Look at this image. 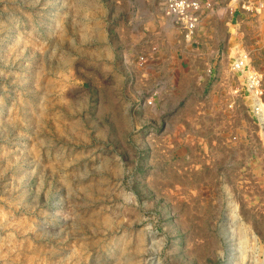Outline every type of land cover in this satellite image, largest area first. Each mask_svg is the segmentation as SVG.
I'll return each mask as SVG.
<instances>
[{
    "label": "rangeland",
    "instance_id": "obj_1",
    "mask_svg": "<svg viewBox=\"0 0 264 264\" xmlns=\"http://www.w3.org/2000/svg\"><path fill=\"white\" fill-rule=\"evenodd\" d=\"M165 1L0 0V264H264V9Z\"/></svg>",
    "mask_w": 264,
    "mask_h": 264
},
{
    "label": "built area",
    "instance_id": "obj_2",
    "mask_svg": "<svg viewBox=\"0 0 264 264\" xmlns=\"http://www.w3.org/2000/svg\"><path fill=\"white\" fill-rule=\"evenodd\" d=\"M228 8L231 12L239 11L247 14L260 13L264 9V0H229ZM216 9V0H166L165 15L171 19L172 25L181 30L183 37L187 41H191L196 36L198 29L202 23L205 12L214 11ZM248 54L244 53L233 64V68L248 67ZM249 87L254 92L258 101L260 100L263 89L261 77L259 73L250 68L248 71ZM257 110H261L259 103Z\"/></svg>",
    "mask_w": 264,
    "mask_h": 264
},
{
    "label": "crops",
    "instance_id": "obj_3",
    "mask_svg": "<svg viewBox=\"0 0 264 264\" xmlns=\"http://www.w3.org/2000/svg\"><path fill=\"white\" fill-rule=\"evenodd\" d=\"M225 2H227L226 0H224ZM221 3H223V0H216V8H218L217 9V11L212 15L213 16V18L214 17H216L215 15H218L217 16V18L218 19H225V17H223V15H222V12H218L219 11V9H220V4ZM243 16V14L240 12V15L238 16V18H243L242 17ZM167 18V17H166ZM169 19V18H168ZM167 19V20H168ZM212 19V18H211ZM170 21V20H169ZM170 24V23H169ZM199 33V32H198ZM197 33V35L194 37V39H196L198 36H199V34ZM182 41H183V39H182ZM185 42V41H184ZM186 48H188L187 46H186ZM177 52H178V49L176 50ZM169 57H171V55L169 56ZM172 58V57H171ZM170 59L168 58V61H169ZM166 64H167V62H166ZM149 66V65H148ZM165 68L166 69H164V68H161L160 69V71L162 72V75H161V77L159 78V79H157L158 80V82L160 81L162 84H163V82H164V84L165 85H163V87L165 88V86L167 87L169 84H172V86H173V88H174V85H175V87H176V89H184L185 87H186V89L188 88V87H190L191 85H188L189 83L188 82H191V81H195V75L193 74V72L194 71H191V70H189V71H187V72H183L184 74H182V76L181 77H179L178 75H172L171 76V78H170V80H169V75H168V69H169V66H165ZM192 72V73H191ZM196 87L194 86V84L192 83V86L190 87V88H188L189 89V91H191V90H194ZM188 89H187V91H188ZM186 94V93H185ZM192 100V101H191ZM190 101L191 102H189V105H192L193 104V107H194V100H195V98L193 99H191ZM189 110H193L191 107L190 108H188ZM186 110V112H187V109H185ZM194 111V110H193Z\"/></svg>",
    "mask_w": 264,
    "mask_h": 264
}]
</instances>
